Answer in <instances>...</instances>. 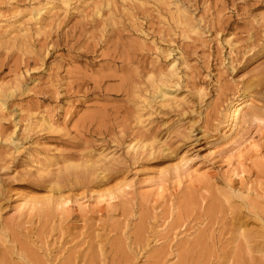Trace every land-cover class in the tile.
Returning <instances> with one entry per match:
<instances>
[{"label":"rangeland","instance_id":"1","mask_svg":"<svg viewBox=\"0 0 264 264\" xmlns=\"http://www.w3.org/2000/svg\"><path fill=\"white\" fill-rule=\"evenodd\" d=\"M0 264H264V0H0Z\"/></svg>","mask_w":264,"mask_h":264},{"label":"bare ground","instance_id":"2","mask_svg":"<svg viewBox=\"0 0 264 264\" xmlns=\"http://www.w3.org/2000/svg\"><path fill=\"white\" fill-rule=\"evenodd\" d=\"M250 96L247 94L245 95L244 98H242L241 100H239L238 102L234 103L231 107H230V110H229V113H228V117H229V128L230 130H234L235 128L238 127V123H242L243 122V119H244V114L246 115V110L248 109L249 105L251 104L250 102ZM250 108V107H249ZM245 121V120H244ZM228 128V129H229ZM250 141V139H249ZM252 142V141H251ZM253 144V143H252ZM181 163V162H180ZM183 164V162H182ZM185 166V165H184ZM184 166L182 165V169H184ZM188 168H185V170L187 172H189V169L187 170ZM176 172H178L176 170ZM193 173H196L195 170L192 171ZM194 177V176H193ZM159 183V182H158ZM156 187V186H155ZM109 195H107L108 197ZM109 199V198H107ZM112 199V198H111ZM26 201V199H25ZM111 201V200H110ZM27 202L31 203L30 200L28 199ZM32 204V203H31ZM64 204V203H63ZM34 207V206H33Z\"/></svg>","mask_w":264,"mask_h":264}]
</instances>
